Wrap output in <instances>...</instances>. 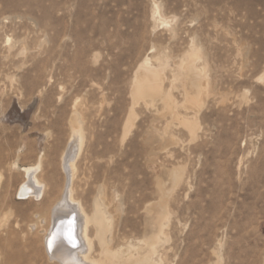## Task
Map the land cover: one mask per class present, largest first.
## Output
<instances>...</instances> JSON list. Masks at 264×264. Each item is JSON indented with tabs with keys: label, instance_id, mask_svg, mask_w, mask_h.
I'll use <instances>...</instances> for the list:
<instances>
[{
	"label": "rangeland",
	"instance_id": "rangeland-1",
	"mask_svg": "<svg viewBox=\"0 0 264 264\" xmlns=\"http://www.w3.org/2000/svg\"><path fill=\"white\" fill-rule=\"evenodd\" d=\"M77 130L89 262L264 264V0H0L7 264H61L44 234ZM38 160L43 198L16 199Z\"/></svg>",
	"mask_w": 264,
	"mask_h": 264
},
{
	"label": "bare ground",
	"instance_id": "bare-ground-1",
	"mask_svg": "<svg viewBox=\"0 0 264 264\" xmlns=\"http://www.w3.org/2000/svg\"><path fill=\"white\" fill-rule=\"evenodd\" d=\"M141 68L142 72H140L136 80L135 94L150 95L156 92L153 88L151 79H153V77H156L157 71L144 65H142ZM79 144L80 135L79 130H77L73 133L72 144L67 147V150L63 155V166L66 171V186L63 195H61L62 199L59 200L58 203L56 202L57 205H53L54 207H51L50 209L51 224L46 229V232L44 234V245L46 247L45 249H47V252L51 254L52 257H56L57 260H60L61 264H100L92 260L89 262L88 260L90 257H88L87 255L91 250V241L89 240L87 235L88 224L90 222L100 223V219L95 215L88 216L86 212H84L80 208L79 204L73 199L72 196V163L76 157V151ZM40 170L41 160H38L32 165L24 167V179L20 182L16 189V195H18L15 196L16 199L26 200L29 197H34L36 200H40L43 198L45 185L39 179L38 175ZM2 187L3 178L0 171V192ZM3 209V204H1L0 213L1 211H3ZM6 215L2 214V216H0V264H7V259L13 256V253L8 251L7 245H17L16 238H8V236H6L7 231L4 227L6 226L8 217V215ZM15 225L17 226L18 222H15ZM160 226L161 225H159V232L154 236V241L152 242L150 247V257L148 261L151 262L153 261V255L156 253L155 245L160 240ZM103 251L106 254L109 253L105 249H103ZM109 254L112 256H116L115 254L117 253ZM125 260L130 259L127 258ZM152 263L155 264V262Z\"/></svg>",
	"mask_w": 264,
	"mask_h": 264
}]
</instances>
